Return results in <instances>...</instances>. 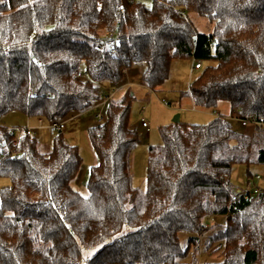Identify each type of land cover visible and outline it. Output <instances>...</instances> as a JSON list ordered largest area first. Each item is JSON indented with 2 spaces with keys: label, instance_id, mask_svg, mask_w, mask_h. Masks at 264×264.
Here are the masks:
<instances>
[{
  "label": "trees",
  "instance_id": "1",
  "mask_svg": "<svg viewBox=\"0 0 264 264\" xmlns=\"http://www.w3.org/2000/svg\"><path fill=\"white\" fill-rule=\"evenodd\" d=\"M153 1L0 0V179L10 181L0 190V264H200L203 245L220 254L216 264H264V195L232 203L229 180L234 166H264V0ZM188 13L214 31L199 33ZM114 32L115 50L106 39ZM175 60L201 65L185 95L195 107L216 112L227 103L232 119L255 129L239 134L223 116L161 126L146 193L133 182L141 140L130 90L88 130L98 163L85 195L76 187L80 149L63 132L43 154L37 137L15 144L1 123L11 113L66 121L99 107L105 88L124 87L136 69L156 94ZM212 215L228 216L227 225L206 229Z\"/></svg>",
  "mask_w": 264,
  "mask_h": 264
},
{
  "label": "rangeland",
  "instance_id": "2",
  "mask_svg": "<svg viewBox=\"0 0 264 264\" xmlns=\"http://www.w3.org/2000/svg\"><path fill=\"white\" fill-rule=\"evenodd\" d=\"M133 1L141 3L148 8H152L154 5L153 0ZM187 15L198 32L208 34L214 31L215 24L207 18L201 17L195 13H188ZM201 64L203 68L207 65L204 63ZM195 65L196 61L194 60H175L171 67L169 79L157 90L156 94L141 86L140 77H136L135 79L132 77L124 87L119 89L120 92L115 95L116 99H121L130 90L136 96V101L132 106L131 126L138 131L141 143L133 154V182L134 186L144 193L147 192L148 150L150 146L162 144L163 140L159 130L160 127L172 124L176 117H180V123L189 125H205L217 118V116L214 115L215 111L195 107L192 100L189 99L188 96H185L190 91L191 82L196 80L203 71L195 70ZM216 111L220 116L229 120L237 133L246 134L247 136L253 135L255 129L254 125L251 124L248 128H244L241 121L230 117L231 106L229 104L223 103L220 109ZM99 112L100 108L94 106L82 113L70 115L66 120V133H63L69 143L77 145L80 149L84 162L83 169L80 173V180L82 179L84 182L82 185L76 184V187L84 195L87 194L86 186L90 176V170L98 163L96 153L88 139L87 131L89 124H96L95 117ZM143 119L149 124V133H147L148 130L144 129L142 126ZM33 120L35 121V119ZM1 123L8 128L35 126L33 123L28 124L27 117L20 113H11L3 117ZM45 133L46 132L42 131V135L37 139L39 144L43 147H50L53 137L48 138L45 136ZM258 172L264 175V166L254 165L246 167L237 165L234 166L229 180L235 190H245L248 188L247 181L249 173L257 175ZM8 185H10L9 180L0 179V190ZM189 238V234L181 235L183 244H185ZM205 241L206 238L203 239V242ZM205 247L206 246L203 245L202 250L199 252L198 260L200 264L222 263L220 254L215 252L214 248L206 250ZM87 255H89V253L84 252L83 259H85ZM82 264H85V261H82Z\"/></svg>",
  "mask_w": 264,
  "mask_h": 264
},
{
  "label": "built area",
  "instance_id": "3",
  "mask_svg": "<svg viewBox=\"0 0 264 264\" xmlns=\"http://www.w3.org/2000/svg\"><path fill=\"white\" fill-rule=\"evenodd\" d=\"M106 39L108 40V43H109L108 45L110 49L115 50L120 44L118 32L108 34ZM200 69H201L200 63L196 64L195 70H200ZM124 75L127 77V79H129V72L127 70L124 71ZM77 78L85 80V81L89 79L88 76L83 73H79L77 75ZM119 89L120 88L118 89H114L110 87L105 88L106 94H105L104 100L99 105L100 112L96 115V125L100 126L104 124L105 119H106V116H105L106 107L108 106L110 102L114 100L115 95H117L118 92H120ZM214 115L217 117H220L219 113L217 112H214ZM66 124H67V121H57V122L46 124L44 120L39 119L36 128H32V127L12 128L10 129V133L11 135L16 137L15 144H17L23 135H27L30 137H37L38 131L43 130V129H46L51 136L62 133L66 129ZM251 124L252 123L250 121H242V126L244 128H248ZM142 126L148 131L150 130L149 124L147 123V121H145V119L142 120ZM0 149H2V147H0ZM2 159H3V155L0 153V162L2 161ZM263 182L264 180H263L262 175H255L254 177L248 178V181H247L248 188L245 190L243 189L235 190L232 196V203H238V202H241L242 200L248 201L252 197H255L258 195H264ZM227 221H228V216L219 217L216 215H212L208 218L205 228L210 230L219 224L227 225Z\"/></svg>",
  "mask_w": 264,
  "mask_h": 264
},
{
  "label": "crops",
  "instance_id": "4",
  "mask_svg": "<svg viewBox=\"0 0 264 264\" xmlns=\"http://www.w3.org/2000/svg\"><path fill=\"white\" fill-rule=\"evenodd\" d=\"M199 22V21H198ZM200 23V22H199ZM200 33V32H199ZM212 32H210V33H208V34H211ZM202 34V33H201ZM141 70H142V67L140 68ZM135 71V73L134 74H131V75H133L132 77L135 79L136 77H139V75H140V70L139 69H136V70H134ZM189 99H191L190 97H188ZM192 100V99H191ZM192 103H193V101H192ZM217 112V111H216ZM218 113V112H217ZM95 119H96V117H95ZM34 120L33 119H28L27 118V123L28 124H30V123H33V124H35V126H33L32 128H36L37 127V123H38V120H36L35 119V121L33 122ZM95 124L94 123H92V124H89V128H91V127H93ZM29 127V126H28ZM89 128H88V130H89ZM66 129H67V124H66ZM66 129H65V131H66ZM145 129V128H144ZM147 130V129H146ZM42 131L43 132H46L45 133V136L46 137H48V138H50L51 137V135L48 133V131L47 130H40V131H38V135H37V138H39L41 135H42ZM63 132L64 134L66 133V132ZM147 133H149V131H147ZM87 135H88V131H87ZM65 136V135H64ZM52 138V137H51ZM68 142V141H67ZM69 143V142H68ZM69 144H71V143H69ZM71 145H74V146H77V145H75V144H71ZM51 149H52V145L49 147H43L42 145H40L39 144V150L41 151V153H43V154H48L50 151H51ZM257 175H263L262 173H260V172H258L257 173ZM83 182H84V180H80V175H79V177L77 178V182H76V184L77 185H82L83 184Z\"/></svg>",
  "mask_w": 264,
  "mask_h": 264
},
{
  "label": "water",
  "instance_id": "5",
  "mask_svg": "<svg viewBox=\"0 0 264 264\" xmlns=\"http://www.w3.org/2000/svg\"><path fill=\"white\" fill-rule=\"evenodd\" d=\"M180 123V117H176L174 120L173 124H179Z\"/></svg>",
  "mask_w": 264,
  "mask_h": 264
}]
</instances>
